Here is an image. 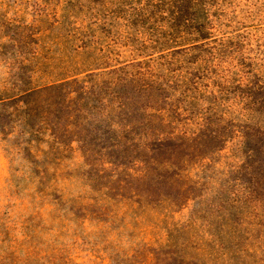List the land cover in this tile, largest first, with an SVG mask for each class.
<instances>
[{
	"label": "rangeland",
	"instance_id": "374dc122",
	"mask_svg": "<svg viewBox=\"0 0 264 264\" xmlns=\"http://www.w3.org/2000/svg\"><path fill=\"white\" fill-rule=\"evenodd\" d=\"M62 1L0 0V97L8 55L28 49L13 39L40 38L52 22L49 13ZM217 4L216 23L226 39L234 38L229 42L235 48L213 56H178L170 73L175 87L192 88L190 98L176 97L172 103L185 109L178 112L184 119L175 133L186 131L190 141L155 151L98 143L88 152L89 165L109 161L137 173L124 176L111 191L108 213L94 214L89 223L47 221L41 249L59 245L67 264H225L229 257L232 264H264V115L252 112L258 104L251 97L241 103L244 89H238L243 79L264 82V0ZM27 38L35 47L36 41ZM7 124L10 119L0 117V264H13L12 249L23 257L21 228L38 222L31 219L34 194L26 190L21 162L9 154L15 132ZM242 151H249V159ZM241 161L244 169L224 181L229 167ZM184 170L193 176L191 182L182 178ZM51 235L57 236L54 244Z\"/></svg>",
	"mask_w": 264,
	"mask_h": 264
},
{
	"label": "trees",
	"instance_id": "16d2710c",
	"mask_svg": "<svg viewBox=\"0 0 264 264\" xmlns=\"http://www.w3.org/2000/svg\"><path fill=\"white\" fill-rule=\"evenodd\" d=\"M217 2L65 0L49 13L52 22L40 38L13 39L28 49L15 50L5 61L0 117L12 123L6 125L15 132L9 154L21 162L18 170L26 190L34 194L31 219L38 221L22 226L26 250L20 258L12 249L13 264H67L59 245L40 248L47 221L89 223L94 214L108 213L111 191L124 176L137 173V168L109 161L89 165L88 152L98 143L103 148L155 151L190 141L186 131L175 133L184 119L178 112L185 109L172 103L176 97L190 98L192 88L175 87L170 73L178 56H213L235 48L229 42L234 38L226 39L216 23ZM26 38L35 40V47ZM2 50L0 45V55ZM35 79L42 81L34 85ZM243 80L238 85L244 89L240 102L251 97L258 104L252 112L264 115V82ZM242 152L249 159V151ZM241 163L229 167L224 181L233 180L231 174ZM183 172L182 178L191 182L193 176ZM51 237L54 244L57 236Z\"/></svg>",
	"mask_w": 264,
	"mask_h": 264
}]
</instances>
